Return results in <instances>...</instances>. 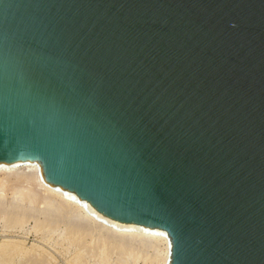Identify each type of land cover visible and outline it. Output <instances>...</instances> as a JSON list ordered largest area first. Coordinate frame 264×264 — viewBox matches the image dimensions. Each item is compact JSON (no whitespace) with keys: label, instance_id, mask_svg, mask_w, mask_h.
<instances>
[{"label":"water","instance_id":"1","mask_svg":"<svg viewBox=\"0 0 264 264\" xmlns=\"http://www.w3.org/2000/svg\"><path fill=\"white\" fill-rule=\"evenodd\" d=\"M0 165L168 264H264V0H0Z\"/></svg>","mask_w":264,"mask_h":264},{"label":"rangeland","instance_id":"2","mask_svg":"<svg viewBox=\"0 0 264 264\" xmlns=\"http://www.w3.org/2000/svg\"><path fill=\"white\" fill-rule=\"evenodd\" d=\"M10 172L8 178L0 176V205L11 210L12 204L21 202L22 206L36 212L45 209L47 204L44 198L47 195L44 188L31 185L22 170ZM35 216L9 221L6 216L0 215V240L19 242L26 251L31 252L26 257L21 256L25 259L17 264L31 263L28 257L33 259V264H37V258L42 260L41 264H162L165 257L164 244L153 240L133 241L131 249H128L130 251L121 249L114 238L117 235L110 233L112 237L105 240L107 236L103 233L108 232L107 228L100 227L98 222H90L94 225L90 236L79 238L67 232L63 225H45L47 223L43 218L35 220ZM12 260L11 263L15 264Z\"/></svg>","mask_w":264,"mask_h":264},{"label":"bare ground","instance_id":"3","mask_svg":"<svg viewBox=\"0 0 264 264\" xmlns=\"http://www.w3.org/2000/svg\"><path fill=\"white\" fill-rule=\"evenodd\" d=\"M22 170L26 180L29 181L31 185L35 184L44 188L46 192V208L40 209L38 212L28 209L29 207L22 206L20 204H12L10 206L11 210L3 208L0 205V215L6 216L5 218L9 221L15 220L18 217L30 218V216L36 215L35 220L43 218L45 225H57L61 224L64 226L67 232H70L79 238H85L92 234L93 226L90 222H98L97 225L105 228L109 232L105 234V240L111 236L110 233L117 235L116 244L124 250L131 249L133 241L147 242L146 240H153V242H161L164 244L165 257L162 264H168L170 259V243L167 238L166 233L159 230L150 231L144 228H139L131 225H120L114 223L101 215L97 214L89 205L80 202L77 197L70 193H64L60 190L52 189L44 185L42 181L41 170L39 166L36 165H14L5 166L0 165V176L3 178H8L10 171ZM43 190V191H44ZM33 200H31L32 202ZM44 204V203H43ZM113 235V236H114ZM112 237V236H111ZM1 241V240H0ZM102 243V241H101ZM130 251V250H128ZM31 252L26 251L19 242L13 240H3L0 243V264H15L19 263V260L25 259L21 256H28ZM35 257L37 255H34ZM44 258V257H43ZM27 259V258H26ZM38 259V258H37ZM36 259V260H37ZM40 259V258H39ZM29 264H33V259L28 257ZM35 260V263L41 264L42 260ZM46 260V259H45ZM44 260V262H46ZM25 262V260H24ZM47 264V263H44Z\"/></svg>","mask_w":264,"mask_h":264}]
</instances>
